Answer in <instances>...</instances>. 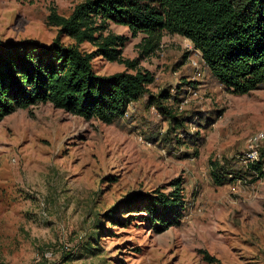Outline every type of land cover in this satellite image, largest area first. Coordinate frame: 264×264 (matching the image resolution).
I'll use <instances>...</instances> for the list:
<instances>
[{
    "label": "rangeland",
    "instance_id": "374dc122",
    "mask_svg": "<svg viewBox=\"0 0 264 264\" xmlns=\"http://www.w3.org/2000/svg\"><path fill=\"white\" fill-rule=\"evenodd\" d=\"M82 1L0 0V41L49 45L59 29L48 23L51 9L68 17ZM107 30L129 37L125 58L140 57L144 32L116 23ZM80 48L95 49L89 41ZM197 55L186 37L165 32L138 66L155 75L151 93L178 95L168 104L187 126L176 133L148 93L116 123L52 103L0 121V264H264V177L219 186L210 176L211 160L238 169L264 151V87L234 94ZM93 64L102 75L127 69L102 56ZM175 179L183 216L166 231L112 211L134 192H170Z\"/></svg>",
    "mask_w": 264,
    "mask_h": 264
},
{
    "label": "trees",
    "instance_id": "16d2710c",
    "mask_svg": "<svg viewBox=\"0 0 264 264\" xmlns=\"http://www.w3.org/2000/svg\"><path fill=\"white\" fill-rule=\"evenodd\" d=\"M48 23L59 28L49 45L32 38L0 41V121L18 109L52 103L86 120L116 123L126 116L130 103L148 93V105L169 119L170 130H184L186 122L168 104L170 99L178 101V95L169 88L151 93L155 75L138 67L143 57L157 50L165 32L192 41L205 66L232 93L264 87V0H84L68 17L53 7ZM110 23L126 25L133 36L146 34L139 58L123 56L129 37L108 31ZM68 35L76 43L66 45L63 36ZM87 41L94 45L93 51L80 48ZM97 56L124 63L127 69L99 74L93 64ZM149 138L155 141L156 136ZM176 139L182 143L179 136ZM210 168L219 186L239 178L254 182L264 177V151L245 167L235 169L211 160ZM182 183L173 180L168 193L134 192L112 211L141 214L159 232L166 231L183 216ZM207 258L214 260L209 254Z\"/></svg>",
    "mask_w": 264,
    "mask_h": 264
},
{
    "label": "built area",
    "instance_id": "2783aa9c",
    "mask_svg": "<svg viewBox=\"0 0 264 264\" xmlns=\"http://www.w3.org/2000/svg\"><path fill=\"white\" fill-rule=\"evenodd\" d=\"M187 44L191 45V48H195L194 45H193V43H192V41H188L187 40ZM199 55H201V57H202V54H200V52L198 50V55L197 56H199Z\"/></svg>",
    "mask_w": 264,
    "mask_h": 264
},
{
    "label": "crops",
    "instance_id": "0c3cea01",
    "mask_svg": "<svg viewBox=\"0 0 264 264\" xmlns=\"http://www.w3.org/2000/svg\"><path fill=\"white\" fill-rule=\"evenodd\" d=\"M188 40V39H187ZM190 41V40H189Z\"/></svg>",
    "mask_w": 264,
    "mask_h": 264
}]
</instances>
